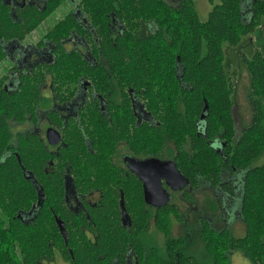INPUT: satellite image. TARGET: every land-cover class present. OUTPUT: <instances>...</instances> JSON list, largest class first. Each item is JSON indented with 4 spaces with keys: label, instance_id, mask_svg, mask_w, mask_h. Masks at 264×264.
<instances>
[{
    "label": "trees",
    "instance_id": "trees-1",
    "mask_svg": "<svg viewBox=\"0 0 264 264\" xmlns=\"http://www.w3.org/2000/svg\"><path fill=\"white\" fill-rule=\"evenodd\" d=\"M208 1L212 10L208 19L201 21L196 0H79L81 20L69 14L42 36L41 45L53 48V59L43 63L47 72L42 75L50 76L55 89L57 84L65 87L67 82L74 86L80 76L86 75L95 82L101 96H105L113 77L125 83L124 90L138 91L157 121L143 125L136 140L143 151L154 152L166 147V141L171 142L177 168L195 186L200 187L205 180L215 188L223 179V193L237 197L233 181L236 173L242 172L243 188L238 201L246 233L236 237L228 229H214L204 219L199 236L212 255V263L208 264H231V251L243 253L253 264H264V52L256 48L250 56L240 54L249 73V101L253 110L252 121L246 127L238 124L234 80L225 66L226 45L237 48L257 30L264 36V0ZM63 2L46 0L44 12L28 8L20 15L22 22L14 23L0 0V65L7 61L6 45L12 40L25 41ZM83 20L90 24V30ZM113 21L121 26L120 31L113 32ZM69 38L90 43V57L66 48L64 42ZM95 65L96 72H92ZM105 65L111 68L100 69ZM38 84V78L24 79L16 93L2 91L0 96V264H42V256L46 264L59 257L69 264H112L109 259L120 256L125 238L109 214L112 211L109 203H101L93 210L94 242L73 228L68 229L65 244L50 210L51 207L58 214L59 200L47 206L43 229L40 211L32 223L36 228L33 231L17 218L18 211H26L19 204L29 191L34 193L33 187L27 188L24 178L22 166H27L26 154L34 162L30 169L39 179L36 165L41 152L34 146L25 152L20 145L21 164L13 155L2 157L10 146L9 122L22 124L29 114L37 111ZM125 96L128 113L113 116L112 126L120 121L126 123L132 116L128 93ZM93 112L97 129L90 135L95 144L102 145L100 134L107 118L103 120L96 115L100 109ZM121 130L126 133V129ZM218 136L222 139L220 154L210 145ZM103 152V149L96 152L93 160L105 161ZM100 166L102 172L96 186L105 193L104 166ZM58 187L52 179L48 195L58 192ZM125 200L131 216H135L141 203L142 213L133 224L144 230L151 214L144 200L137 199L134 186L126 187ZM68 216L71 214L63 213V219ZM172 216L183 220L174 206H167L156 217V224L168 241L172 239ZM136 239L134 236L127 240ZM172 240L175 244L183 241ZM177 248L176 245V252ZM189 263L200 264L176 253L174 264Z\"/></svg>",
    "mask_w": 264,
    "mask_h": 264
},
{
    "label": "flooded vegetation",
    "instance_id": "flooded-vegetation-1",
    "mask_svg": "<svg viewBox=\"0 0 264 264\" xmlns=\"http://www.w3.org/2000/svg\"><path fill=\"white\" fill-rule=\"evenodd\" d=\"M2 3L6 6L14 23L22 22L20 15L25 13L28 8H34L40 12H44L46 9V0H2ZM78 5L79 0H64L43 22L42 25L47 24L45 31L69 14H72L74 19L81 20V11ZM83 21L90 30V24L86 20ZM120 30L121 26L113 21V32ZM29 37L22 43L12 40L6 45L8 65L5 73L0 77V84L2 82L0 96L2 91L3 93H16L24 79L35 81L38 78L39 82L40 102L37 111L29 114L28 119L22 124L9 122L10 130L7 133H10L8 139L10 146L6 147L7 154L2 157L8 158L13 155L21 164L18 148L20 145L24 147L25 152L33 146L38 147L41 152L38 165H36L37 168L38 166L40 168H38L39 179L30 169L35 164L28 159L27 154V166H22L27 188L30 190L33 187L34 193L29 191L26 199L19 204L26 211H18L17 218L29 231L36 229L32 223H34L38 211L42 214L40 223L42 229L44 228L47 206L52 201L53 204H57V200H59L58 214L51 207L50 210L53 212L55 224L61 235L63 236L60 223H63L67 234L68 229L74 228L84 232L90 242L95 241L93 210L101 203L103 205L105 203L110 204L112 211L109 214L113 217V221L118 223L125 238L120 256L109 259L112 264H174L176 253L187 256L191 263H212V255L208 253L207 247L199 236L200 225L204 219L216 230L228 229L232 235L242 236L240 224L243 221L240 218V203L238 201L243 188L242 172L236 173L233 181L237 197L223 193V179L220 186L215 188L205 180H202L200 187H198L191 184L182 174L185 181L180 188H172L166 180H162V186L169 197V201L162 205L156 204V199L159 198L153 195L146 197L143 181V178L153 177V174L143 169L141 172H136L134 166L151 162L167 167L174 165L177 168V166L174 147L171 142L166 141V147L164 146L160 151L154 152L152 150L143 151L141 144L136 140L143 125H153V122L157 121L148 110L143 97L138 91L124 90L125 83L115 77L106 87L105 96L98 94L95 82L86 75L80 76L74 86L67 82L65 87L57 84V89H55L50 76L42 75L47 72L43 63H50L53 59V48L51 45H49L50 48L42 46V37L30 44L27 42ZM64 44L66 48H72L80 51L86 57H90V43L69 38ZM92 67L94 68L92 72H96V65ZM110 68L109 65H105L100 69L105 71V69ZM42 77L46 79L42 80ZM126 93H128L132 116L128 122L124 123L119 120L121 123H114L112 126L113 116L118 118L123 112L124 114L128 113ZM94 109L101 110L100 113L96 114L98 117L103 120L107 118L103 121L105 125L103 126V135L100 134L102 145L100 143L95 144L90 135V132L92 133L97 129L94 128ZM123 128L126 129V133L121 130ZM154 141L156 142V140ZM210 145L219 154L222 152L220 136L215 138L213 144ZM154 146L153 142L152 148ZM9 149L14 150L9 152ZM100 149L104 150L106 160L95 162L93 157ZM100 165L104 166L103 176H105L107 187L105 193L96 186V181L102 172ZM177 170L181 172L178 168ZM52 179L58 183V192L48 195L47 187ZM131 186L135 188L137 199L144 200L145 208L151 214L150 222L144 230L133 224V221L137 220V215L139 217L142 213L141 203H138L135 216H131L126 209V187L130 188ZM206 187L211 190L215 197L218 206L217 213L203 212L198 209L199 196ZM155 192H157V187L154 189ZM132 195L133 193L129 190V196L132 197ZM177 201L187 205L193 212H197L196 234L204 246L190 241L191 233L187 230V215L180 210ZM167 206H174L178 209L183 219L180 221V219L172 216L170 237L183 239L177 244L172 239L166 240L156 224L159 211H163ZM0 211L2 212L1 204ZM65 212L70 213L71 216L63 219ZM231 218H233V222H230ZM174 221L183 226L182 232L177 236L174 235ZM151 227L155 230H150ZM244 232L246 233V228ZM134 236L137 238L136 240H127L128 238L133 239ZM176 245L178 246L177 252L175 250ZM237 253L238 251L229 253L230 263ZM42 257V264H46L45 256ZM64 263L69 264L66 260Z\"/></svg>",
    "mask_w": 264,
    "mask_h": 264
},
{
    "label": "rangeland",
    "instance_id": "rangeland-1",
    "mask_svg": "<svg viewBox=\"0 0 264 264\" xmlns=\"http://www.w3.org/2000/svg\"><path fill=\"white\" fill-rule=\"evenodd\" d=\"M196 8L198 10L201 21H206L209 17V13L212 10V6L209 4V1L196 0ZM46 25L47 24L42 25L40 29H38L35 33H33L28 38L27 42L32 44L33 42H36L39 38H41L46 32L45 31ZM256 48L264 52V36L263 34H261L260 30H257L256 33L253 34L252 36L243 39L240 46H238L237 48H232L227 45L225 46V66L233 76L234 85H235L233 99L236 103L235 113L238 124L241 127H246L251 123L253 117V110L249 101V73L247 71L246 66L241 60L240 54L241 52H244L246 55L250 56L252 55V53ZM7 65H8L7 61L3 62L0 65V77L2 76V74L5 73ZM177 204L179 205L180 210L187 215V223H188L187 230H189L191 233L190 241L204 246L196 234L195 225L198 215L197 212H193L191 208H189L187 205H184L182 203L180 204V202L178 201ZM198 209L199 211L201 210L203 212H209V213L210 212L217 213L218 211V206L216 204L215 197L208 187H206L203 193L199 196ZM233 221H234L233 218H231L230 222ZM151 223L153 224V222ZM174 223H175L173 226L175 227L174 235L177 236L182 232L183 226L179 225L177 221H174ZM240 225H241L240 233H242L241 235L243 236L245 234L244 232L245 225H243V223H241ZM150 230H155V229L151 227ZM47 264H65V263L64 260L61 257H59L55 262H51ZM231 264H253V263L249 259H247L243 254L238 252L232 258Z\"/></svg>",
    "mask_w": 264,
    "mask_h": 264
},
{
    "label": "water",
    "instance_id": "water-1",
    "mask_svg": "<svg viewBox=\"0 0 264 264\" xmlns=\"http://www.w3.org/2000/svg\"><path fill=\"white\" fill-rule=\"evenodd\" d=\"M166 167V168H165ZM149 172L153 174V177L148 176L143 178L145 194L146 197L153 195L158 197L156 199V204L162 205L164 203H168L169 197L166 194V191L163 189L162 180H166L167 184L172 188H180L185 181V177L177 170V168L173 166H164L161 164H157L155 162L143 164V165H135L134 170L136 172H141V170ZM155 177V178H154ZM157 187V192L154 193V189ZM153 202V200H151ZM63 223H60V227L62 230V234L67 243L68 234L66 233Z\"/></svg>",
    "mask_w": 264,
    "mask_h": 264
},
{
    "label": "bare ground",
    "instance_id": "bare-ground-1",
    "mask_svg": "<svg viewBox=\"0 0 264 264\" xmlns=\"http://www.w3.org/2000/svg\"><path fill=\"white\" fill-rule=\"evenodd\" d=\"M181 173V172H180ZM182 174V173H181Z\"/></svg>",
    "mask_w": 264,
    "mask_h": 264
}]
</instances>
